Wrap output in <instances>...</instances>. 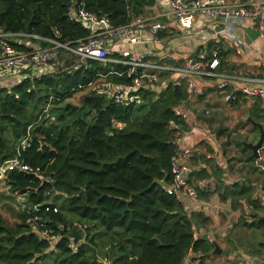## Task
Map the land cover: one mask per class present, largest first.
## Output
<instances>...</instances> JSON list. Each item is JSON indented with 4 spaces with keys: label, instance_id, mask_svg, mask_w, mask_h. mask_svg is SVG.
Here are the masks:
<instances>
[{
    "label": "trees",
    "instance_id": "1",
    "mask_svg": "<svg viewBox=\"0 0 264 264\" xmlns=\"http://www.w3.org/2000/svg\"><path fill=\"white\" fill-rule=\"evenodd\" d=\"M71 1L0 0V27L75 45L90 29L66 16ZM75 1L107 15L113 26L155 3ZM209 48L219 55V44ZM61 57L66 65L56 73L0 90V164L14 156L28 134L20 159L35 170L10 171L0 182L33 203L55 191L63 194V205L55 212L50 205L46 212L47 228L62 236L55 242L38 238L22 213L13 226L0 214V264H181L189 251L199 252L202 260L211 244L195 237L182 203L159 183L170 182L173 139L180 135L171 125L182 124L171 106L182 91L141 90L139 103L120 105L97 91L98 74L117 65L90 59L74 68L78 56L64 52ZM93 81L98 82L79 105L61 104ZM106 81L128 78L110 75ZM50 97L48 114L41 113ZM246 191L240 187L237 193Z\"/></svg>",
    "mask_w": 264,
    "mask_h": 264
},
{
    "label": "built area",
    "instance_id": "2",
    "mask_svg": "<svg viewBox=\"0 0 264 264\" xmlns=\"http://www.w3.org/2000/svg\"><path fill=\"white\" fill-rule=\"evenodd\" d=\"M165 1L169 6L168 20L160 19L159 16L133 14L125 24L113 26L107 15L88 11L84 8L83 2L76 3L73 0L66 7V16L70 20L87 25L90 29L89 34L83 39H78L75 45L63 43L57 38L26 32H9L0 27V90L10 89L24 80L33 81L43 75L56 73L64 67L61 54L71 52L79 56L73 65L74 68L80 64H88L90 59L117 65L110 67L106 73L98 74V78L105 80L110 75L128 78L126 83L106 81L108 96L120 105L139 103L141 90L160 91L167 86L172 89L184 87L188 100L202 97L205 92L199 80L206 77L215 80L214 88L219 92L232 88V92L225 95V100H236L241 97L258 98L261 108L264 109V51L257 58L260 76L242 78L255 84L237 85L234 83V79H237L235 75L218 71L219 57L215 49L197 52L184 58L179 64H174L176 56L172 52L160 54L153 48L137 47L142 42L139 32H148L150 37L147 40L159 45L161 43L159 34L168 31L171 28L170 23L188 30L192 28L196 18L200 17L204 20L202 42L208 40L229 42L235 53L240 55L244 41L235 33L234 25L242 19H248L264 39V0H243L240 3L229 0ZM117 41L125 42L127 47L119 46L114 50L113 46ZM21 45L24 47L19 48ZM98 92L102 93L100 88ZM51 100L52 97L41 113L48 114ZM183 102L178 101L171 106L174 115L182 124L171 125L180 131V135L173 139L171 178L164 189L177 200L187 198L198 201V189L205 185V179L199 178L196 181L190 179L191 173L198 169L190 165L189 161L196 148L195 144H187V139L199 129L190 122ZM28 137L27 134L20 141V149L17 148L13 157L0 164V178L3 179L10 171L35 172L30 165L20 159V150L28 145ZM208 157L217 158L215 154ZM50 205L53 204L45 201L29 202L23 207L22 214L24 223L38 238L55 242L62 234L60 232L53 234L46 226L50 220L46 215ZM56 210L57 207L53 205L52 211ZM59 227L62 228V225ZM200 256L199 252L189 251L181 264L185 262L202 264Z\"/></svg>",
    "mask_w": 264,
    "mask_h": 264
},
{
    "label": "crops",
    "instance_id": "3",
    "mask_svg": "<svg viewBox=\"0 0 264 264\" xmlns=\"http://www.w3.org/2000/svg\"><path fill=\"white\" fill-rule=\"evenodd\" d=\"M229 1L240 3L243 0ZM143 15L168 20V3L155 0ZM170 27L162 32L159 45L147 40L148 32H139L142 42L137 47L153 48L160 54L172 52L176 56L174 64H179L184 58L212 50L214 48L209 47L219 44V72L235 75L237 85H252L253 81L242 78L260 76L257 58L264 51V39L250 20L242 19L234 25L235 33L244 41L240 55L229 42H202L204 20L200 17L188 30L175 23H170ZM119 46L127 47L125 42L117 41L113 49ZM199 81L205 92L202 97L188 100L184 87L178 89L183 94L179 101H184L190 122L199 129L187 139V144H195L189 162L193 168L201 170L202 175L197 177L192 173L190 179H205V185L198 189V201L182 198L180 202L191 217L195 237L211 244V249L203 255L202 264H263L264 222L255 223L264 220V140L257 151L258 157L253 155L249 145L258 141L259 126L264 131V109L258 98L225 100L232 88L219 92L214 88L213 78ZM213 154L217 158L208 157ZM240 187L247 189L245 194L237 193Z\"/></svg>",
    "mask_w": 264,
    "mask_h": 264
},
{
    "label": "rangeland",
    "instance_id": "4",
    "mask_svg": "<svg viewBox=\"0 0 264 264\" xmlns=\"http://www.w3.org/2000/svg\"><path fill=\"white\" fill-rule=\"evenodd\" d=\"M61 58L63 61H65L63 57ZM78 58L79 56L76 57V60H78ZM64 65H66L65 62ZM97 82L98 81L95 82L93 81L91 84H88L87 87L76 92L71 98L66 99L61 104L70 103L72 105H79L82 96L89 93L94 88ZM106 87H107L106 82H104V80H100V83L98 84L97 88H100L102 93H105L108 96ZM50 105L51 104H49V107ZM1 179L2 178H0V180ZM44 201L53 204L57 208H60V206H62L63 203L65 202V198L63 197V194H60L59 192L55 191L54 193L48 194ZM29 202L30 201L26 194H21L18 191L17 192L12 191L8 186L5 185L4 182H0V214L2 215L6 225L13 226L19 223L21 221L20 214L22 213L23 207ZM103 264H110V263L104 262Z\"/></svg>",
    "mask_w": 264,
    "mask_h": 264
},
{
    "label": "water",
    "instance_id": "5",
    "mask_svg": "<svg viewBox=\"0 0 264 264\" xmlns=\"http://www.w3.org/2000/svg\"><path fill=\"white\" fill-rule=\"evenodd\" d=\"M259 128H260V131H261V135H260L258 141L255 144H250L249 145V147L253 151V155L255 157H258L257 151L261 148L263 140H264V131L262 130L261 126H259ZM159 183L163 186V188H166L167 185H168L164 181H159Z\"/></svg>",
    "mask_w": 264,
    "mask_h": 264
}]
</instances>
